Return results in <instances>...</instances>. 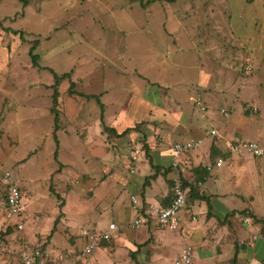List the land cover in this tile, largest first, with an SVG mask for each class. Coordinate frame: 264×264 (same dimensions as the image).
<instances>
[{
	"label": "rangeland",
	"instance_id": "1",
	"mask_svg": "<svg viewBox=\"0 0 264 264\" xmlns=\"http://www.w3.org/2000/svg\"><path fill=\"white\" fill-rule=\"evenodd\" d=\"M35 41L38 66L29 54ZM50 69L72 71L56 83V130ZM71 83L99 98L106 124L122 105L123 120L138 129L104 131L96 99L68 93ZM181 100L193 112L192 126L197 121L205 131L181 152L189 154L181 155L186 170L175 169L170 184L182 173L195 184V168L213 163L216 143L234 164L251 168L256 181L245 193L264 206V170L253 171L264 155L240 148L264 149V0H0V264H23L19 251L36 245L46 252L43 264H133L131 251L119 250L116 230L88 255L82 232H99L89 215L115 209L123 190L109 192L116 170L130 176L141 154L149 161L159 147L183 141L175 135L193 130L179 129ZM6 172L25 202L22 230L3 211ZM105 181L99 192L111 197L103 205L95 188ZM259 218L251 219L257 232Z\"/></svg>",
	"mask_w": 264,
	"mask_h": 264
},
{
	"label": "crops",
	"instance_id": "2",
	"mask_svg": "<svg viewBox=\"0 0 264 264\" xmlns=\"http://www.w3.org/2000/svg\"><path fill=\"white\" fill-rule=\"evenodd\" d=\"M187 102L181 100L179 107L183 109L177 114L180 118V121L177 122L180 124L179 129L182 133L190 128L193 130H188L183 136H181L182 134L175 135V138L182 139V142L194 138L200 140L203 131H205V126L200 127V124L196 123L197 121L192 126L193 112L190 111L189 106L184 108ZM122 107L125 106L121 105L119 114L109 119L107 124L118 127L123 132L125 129L131 128L133 121L123 120ZM111 126L108 127L113 128ZM211 129L214 128L210 127L206 132L208 133ZM174 143L176 142L171 143L172 146ZM172 146L170 145L169 148L159 147L158 150L150 154L151 160L149 157V161L157 167L156 169L152 168L144 154L143 156L141 154L137 159L139 163L136 164L134 173L130 176L127 177L123 169L116 170L117 173L111 183L114 186L109 190L114 193L116 189L118 194L123 188L118 198L115 199V203H117L115 209L113 206L116 216L113 209L108 210L107 207L99 215L91 214L88 218L96 221L91 222L96 229L92 227L90 229L99 232L110 231L111 234L113 230L118 231L113 232L116 233L114 238H118L117 241H119L118 248L131 251L133 264H173L186 245L193 249L195 264L264 263V226L257 232L255 230L260 226L255 225L251 220L252 217L255 221L260 219L259 217L264 218V206L258 207L257 203L253 205L256 197L245 193L246 184L248 181H256V175L253 177L254 173H251V168H242L245 164H234L232 158L224 153L223 146L216 143L212 150L214 151V161L210 164L211 170L205 173L204 167L209 164L203 165L202 172L195 168V184L194 182L189 183L191 186L194 185L193 194H190L189 186L185 187L188 190L187 198L185 205L178 212V228L170 229L158 224L155 217L157 209L168 205L173 196L170 179L174 176L175 169L177 171L186 170L185 165L180 163L184 162L182 156L189 157V154L182 155L181 153L174 158ZM218 159L221 160L220 166L215 165ZM173 162H177L175 166L177 168L170 167ZM259 169L261 172L264 170V162L261 168L254 167L253 171L258 172ZM214 170L217 174L213 173ZM183 175L185 177V174L182 173ZM235 175L238 177L233 181ZM148 176L153 177L149 178ZM147 178H149L148 182ZM106 181L95 188L96 198L103 205L108 201L106 199L111 197H103V194L99 192L104 184L108 183ZM125 192H128L131 205L125 204L127 201L123 199ZM249 192L253 193V190ZM131 195L137 198L136 204L132 202ZM138 217H141L142 222L135 226L133 222ZM245 217H248L250 222H244ZM113 220L117 225L115 224V229L109 230V224ZM254 234L258 235L256 239L252 238Z\"/></svg>",
	"mask_w": 264,
	"mask_h": 264
},
{
	"label": "built area",
	"instance_id": "3",
	"mask_svg": "<svg viewBox=\"0 0 264 264\" xmlns=\"http://www.w3.org/2000/svg\"><path fill=\"white\" fill-rule=\"evenodd\" d=\"M215 130H210L209 134L214 135ZM199 140H190L184 143H175L172 146V153L174 158L178 157L181 152L184 150L193 148L199 144ZM228 147L231 151L237 150L238 147L235 145L228 144ZM246 149L249 153L254 156H262L264 154V149L260 148L256 143H248L247 145L241 146L240 148ZM135 153H139V149L135 150ZM221 160L218 159L215 165H220ZM177 162H173L172 166H176ZM212 166L208 165L207 169L211 170ZM6 179V198L4 200V212L6 220H14L12 225L16 229L22 230L24 227V215L26 212L25 202L22 197V192L20 187L12 181L11 176L8 172L5 173ZM173 196L168 205L160 207L157 209L155 217L159 225L162 227H167L170 229L178 228V212L185 205L187 198V188H183L181 180L176 179L172 184ZM131 200L134 204L137 203V198L134 195L131 196ZM244 222L250 221L248 217H245ZM142 222L141 217L136 218L133 222L135 226H138ZM114 224H109V228L113 229ZM82 234L88 235V242L85 247L82 249L83 255H88L93 251V248L98 245L101 240L109 239L108 232H91L88 233L86 230ZM257 234L252 236L253 239L257 238ZM46 254L45 250L36 245L31 248L25 247L19 251V259L23 264H43L44 255ZM173 264H193L192 248L189 245H186L179 256L174 260Z\"/></svg>",
	"mask_w": 264,
	"mask_h": 264
},
{
	"label": "trees",
	"instance_id": "4",
	"mask_svg": "<svg viewBox=\"0 0 264 264\" xmlns=\"http://www.w3.org/2000/svg\"><path fill=\"white\" fill-rule=\"evenodd\" d=\"M24 6L25 5H27V3H28V0H19ZM9 30H11V29H9ZM15 33H19V36H20V38L21 39H24L23 38V34H22V32L21 31H14ZM36 44H37V41H35L34 43H33V45H32V47L30 48V51H29V54H30V57H31V60H32V64L34 65V66H38V54H36V53H34L33 51H34V49H35V47H36ZM50 72L52 73V75H53V78H54V84L52 85V87H53V93H52V102H53V105H52V107H51V112L54 114V129L56 130L57 128H58V126H57V121H58V112H57V110H56V104H57V99H58V96H59V92H58V90L56 89V83L59 81V80H63L64 78H70V76H71V74H72V71L71 72H66V73H62V74H57L56 72H54L52 69H50ZM74 84L73 83H71V85H70V87L68 88V93H71V94H74V93H76V94H79V95H82V96H84V97H86V98H91V96L92 97H94L95 99H96V102H97V104L99 105V107H100V121H101V126H102V129L104 130V131H109V132H111V133H113V134H115V135H117V136H121V135H125V134H127L128 132H130L131 130H137L138 129V127L137 126H134V127H132V128H127V129H125L121 134H117V132L113 129V128H110V127H108L105 123H104V108H103V103H101L100 102V100H99V98L96 96V95H87V94H81V93H77L75 90H74V86H73ZM53 138H54V140L56 141V143H58L57 142V138H56V134L53 136ZM54 156H55V159H56V156H57V151H55L54 152ZM170 167H174V168H177V167H175V166H172V165H170ZM153 168L154 169H156L157 167L156 166H153ZM204 170H205V173L207 172V171H210V170H208L207 169V166H205V168H204ZM199 172V171H198ZM201 173V172H200ZM149 178L150 177H153V176H148ZM149 178H147V182H148V179ZM180 180H181V183H182V186H183V188L184 187H190V194H193V192H194V185H190L189 184V182H187L186 180H185V178H183L182 176L180 177ZM172 184H173V182H171ZM145 184H146V182H145ZM4 185H6L7 186V184H4ZM171 187H172V185H171ZM50 190H52V188H50ZM57 198H60L61 196L58 194V193H56V192H52ZM6 195H7V193L5 192L4 193V200H5V198H6ZM3 210H4V202H3ZM109 230H110V228H109ZM105 232H108V231H105ZM88 233H91V231L89 232L88 231ZM100 233H102V232H100ZM84 235V238H85V240L88 242V235L87 234H83ZM109 238H111V236H109ZM104 240H109V239H104ZM102 241V240H101ZM100 243V242H99ZM98 243V244H99ZM96 247V246H95ZM262 264H264V263H262Z\"/></svg>",
	"mask_w": 264,
	"mask_h": 264
},
{
	"label": "bare ground",
	"instance_id": "5",
	"mask_svg": "<svg viewBox=\"0 0 264 264\" xmlns=\"http://www.w3.org/2000/svg\"><path fill=\"white\" fill-rule=\"evenodd\" d=\"M202 109L204 110V108H202ZM190 140H195V139H190ZM190 140H189V141H190ZM197 140H199V139H197ZM186 142H187V141H186ZM176 143H179V142H176ZM182 143H184V142H182ZM174 144H175V143H174ZM174 144H173V145H174ZM140 150H141V149H140ZM140 150H139V151H140Z\"/></svg>",
	"mask_w": 264,
	"mask_h": 264
}]
</instances>
